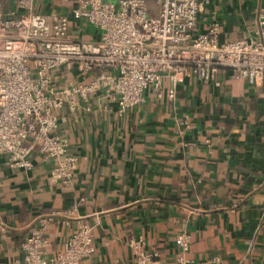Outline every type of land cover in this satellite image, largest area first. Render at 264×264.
I'll use <instances>...</instances> for the list:
<instances>
[{"label": "crops", "instance_id": "0c3cea01", "mask_svg": "<svg viewBox=\"0 0 264 264\" xmlns=\"http://www.w3.org/2000/svg\"><path fill=\"white\" fill-rule=\"evenodd\" d=\"M262 12L264 0H210L198 31L218 21L222 40L244 38ZM70 79L90 80L66 68L55 76L60 85ZM217 79L220 86L186 79L173 99L145 92L125 112L99 109L100 91L91 94L95 112L55 110L54 133L78 158L70 186L39 149L30 170L0 155V264L20 260L37 231L55 256L84 222L95 252L81 264H123L138 236L171 264L181 255L264 264V82L229 70ZM182 233L187 252L177 244Z\"/></svg>", "mask_w": 264, "mask_h": 264}, {"label": "built area", "instance_id": "2783aa9c", "mask_svg": "<svg viewBox=\"0 0 264 264\" xmlns=\"http://www.w3.org/2000/svg\"><path fill=\"white\" fill-rule=\"evenodd\" d=\"M41 0L0 2V155L13 168L30 170L39 149L52 160L53 177L70 186L77 157L69 140L54 133L55 110L95 112L91 94L100 91L98 108L125 112L144 101L145 92L170 99L186 79L220 86V70L250 84L264 82V12L244 38L222 40V26L212 21L198 31L210 0H53L66 9L38 11ZM88 23L97 37L85 39L79 27ZM66 68L87 83L55 81ZM182 233L177 244L190 248ZM40 231L22 244L14 264H81L95 252L92 225L84 222L55 256ZM132 257L123 264H171L146 249L143 236L130 240ZM220 258L176 264H217Z\"/></svg>", "mask_w": 264, "mask_h": 264}, {"label": "rangeland", "instance_id": "374dc122", "mask_svg": "<svg viewBox=\"0 0 264 264\" xmlns=\"http://www.w3.org/2000/svg\"><path fill=\"white\" fill-rule=\"evenodd\" d=\"M36 8L38 11H43V13H46V14L50 13L52 10L63 12L66 9L64 4L58 3L53 0H41L39 1V4L36 6ZM78 29L81 32L80 35L85 34V37H84L85 39H91L92 36L97 35L95 28H93L86 22L82 23Z\"/></svg>", "mask_w": 264, "mask_h": 264}, {"label": "trees", "instance_id": "16d2710c", "mask_svg": "<svg viewBox=\"0 0 264 264\" xmlns=\"http://www.w3.org/2000/svg\"><path fill=\"white\" fill-rule=\"evenodd\" d=\"M3 0H0V2H2Z\"/></svg>", "mask_w": 264, "mask_h": 264}]
</instances>
